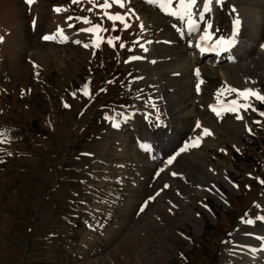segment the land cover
I'll return each mask as SVG.
<instances>
[{
  "label": "rangeland",
  "instance_id": "rangeland-1",
  "mask_svg": "<svg viewBox=\"0 0 264 264\" xmlns=\"http://www.w3.org/2000/svg\"><path fill=\"white\" fill-rule=\"evenodd\" d=\"M5 2L0 0V5ZM102 2L97 0V3ZM55 4L67 11L55 13L56 25L48 29L46 25L52 20L48 7ZM39 6H43L42 9ZM90 6L87 0H81L80 5L70 0H37L36 10L39 13L43 10L41 19L36 20L30 16L31 10L21 8L20 21H17L19 31L11 28L12 20L4 18L6 8L10 11V7L3 10L0 6V35L4 36V42L0 43V89L3 90L0 91V128L11 130L9 142L0 144V161H3L0 163V264H225L227 259L223 254L229 253V249L235 250L238 236L247 239V246L260 250V241L255 239V236H264V229L258 226L260 222L255 223L257 226L240 222L241 217L254 219L260 209L255 208L253 202L261 205L264 200V185L256 180V177L264 180V128L253 124L250 127L254 135H241L234 143L239 152L229 143V134L224 128L203 148L214 175L224 171L239 186L229 190L216 181L227 204L220 203L211 191H206L209 188L205 185H202V200L210 210L208 216L192 199L190 192L197 181L189 179L186 173L189 169L184 167L182 156L200 147L182 153L164 170L166 174L184 172L186 189L190 192L182 194L181 200L175 203L172 185L181 188L177 176L176 181L168 182L170 187L164 190V196L161 192L143 213L139 212V206L148 195L158 190L147 183L152 176L154 180L158 176L139 167L141 160L130 155L134 145L143 140L144 124L136 115V103L138 99H147V91L151 90L144 79H133L141 77L143 62H124L139 49L132 44L139 29L137 22L132 21L129 29L121 31L122 25L117 22L116 30L112 31V22L101 17L99 9L93 10L97 15L86 11ZM241 6L245 9L244 0H227L222 5L223 12L229 14L233 7ZM127 7L134 9L145 25L141 43L151 40L153 43L146 45L156 54L165 55L169 47L165 41L176 38L175 30L183 28L182 24L170 22L157 6L146 4L144 0H129ZM109 11L115 13L121 9L113 5ZM85 15L92 23L103 19V27L108 29L97 33L102 39L98 47H90L89 57L88 54L78 56L80 45L76 47L71 42L80 39L90 43L91 39L77 34L82 23L67 21L74 25L71 29L65 23L67 16ZM33 19L35 26H32ZM57 25L64 29L69 41H43L41 36L53 33ZM262 28L264 30L263 26L256 29L257 37ZM109 36H119L120 40H113V45L109 46ZM187 40L184 38L181 43L184 51ZM120 43H124L125 48H119ZM47 45L57 50L49 59ZM33 50H38L37 54L42 57L34 62L37 68L27 62L29 57L33 58ZM206 61L209 60H202ZM164 69L167 68L159 67L154 79L163 89L169 114L174 116L170 79L175 76L171 74L169 78ZM257 73L252 70L248 75L252 77ZM201 74L205 93L221 82L219 76ZM190 75L188 70L185 77ZM85 85L88 96L83 94ZM260 88L264 93V82ZM21 89L25 90L23 97ZM71 93H75V97ZM63 103L70 107H63ZM253 104L264 110L259 102L253 101ZM243 114L250 122L261 119L250 110ZM106 115L111 119L105 120ZM132 116L134 121L128 120ZM233 119L234 114L225 113L222 122ZM112 121L117 122L119 128H113ZM179 121L184 137L192 136L193 115ZM161 133V127L151 132L153 137ZM220 148L225 152H220ZM151 151L155 158L159 149L153 146ZM8 152L13 155L8 156ZM141 154L147 155L146 152ZM146 158L140 163L150 162L149 155ZM139 199L143 201L137 206ZM172 204L178 208L175 210ZM188 209L199 213L202 223L189 218ZM133 210L134 216L139 214V219L132 218ZM246 232L254 235H245Z\"/></svg>",
  "mask_w": 264,
  "mask_h": 264
},
{
  "label": "bare ground",
  "instance_id": "bare-ground-1",
  "mask_svg": "<svg viewBox=\"0 0 264 264\" xmlns=\"http://www.w3.org/2000/svg\"><path fill=\"white\" fill-rule=\"evenodd\" d=\"M4 1L6 2L4 5H0L1 8L3 7L2 9L5 10L4 7L5 8L10 7L11 9L9 11V9L6 8L7 11H6V15L4 18L7 21L12 20L11 28L17 29L16 31L20 30V26L18 25L17 21H20L18 19L20 16L21 8L22 9L27 8L28 10H31L30 16H32L33 18H36V20H39L42 17L41 15H42L43 10L41 11V13H39L38 10H36L37 0H35V2L31 6L25 5L23 0H4ZM226 1L227 0H223V3H225ZM53 6H56V4ZM153 6L155 7V5ZM174 6L175 5H173V7ZM244 6H246L245 9L241 6L240 8L236 9V13H232V14L223 12L222 6L219 8H217L216 6H213V11L210 14V18L213 20V29H219V31H217L216 34L213 36V39H216L219 36L227 37L228 35L231 34V21L234 18V16L238 15V17L241 20V26L238 31L236 42L224 51H211V50L201 51L200 48L195 46L199 33L197 32V33L189 34L187 31L185 21L180 20L178 17L168 15L165 11L161 10L157 6L158 11L161 12L162 14L164 13L163 15L166 18L168 17L170 22L172 21L176 23V25L182 24L183 28H180V29L176 28L175 31L177 33V36L176 38H173L171 40V43H168L169 47L166 49L165 55L156 54L154 52V49H152L151 46L149 45L145 46L148 48L147 52H143L139 48L138 49L139 52L137 51V53L135 54V55H140L144 57V59L139 60L143 62L140 76L143 77L145 83L150 84L149 86L151 88V90L147 91L148 98L138 99L136 103V106H137L136 115L142 118V121L144 124L142 126L144 127V130L141 132V136L143 139L142 142L148 143L151 146V149H153V146H156L159 149V152L158 153L156 152L154 154L155 158H152L151 156L153 153L152 151L146 152L147 155H149L150 162L149 161L147 162L146 160V162L141 164L140 162L141 161L143 162V158H146L147 155L141 154L142 152L144 153L145 151L139 148L137 149L139 143H141V142H137V144L134 145L135 146L133 148L134 150H131V154L130 153L129 154L134 159L141 160L139 162L140 164L139 167H145L146 171H150L151 175H155V172L158 169L164 167L163 162L164 160L167 159L168 155L171 154L175 149H177L178 146L182 145L184 141L187 139L184 137V134L182 132L183 128L179 120H184L188 116H192V115L194 117L195 122L197 120H200L202 126L209 128L212 131L213 135L211 137H205L201 143L200 149L194 150L186 155H183L182 159L184 160V167H187V169H189V170H186L184 168L186 170V173H189L187 174L189 176V179L191 181H197L195 182V184L196 183L197 184L196 186L193 187V190H191V192L189 190L188 191L193 196L192 199L194 203L197 204L201 210L206 212V215L210 213V210L203 206L204 205V201H203L204 195L202 192V188H203L202 185H205L206 187L211 189L210 190L211 193L217 198V200L220 203H223L225 199L223 198L216 181H219L218 183L220 182L223 183L224 184L223 186H226L229 190H233V188L231 184L229 183V180L230 181L232 180L224 171H221L218 174L220 177H218V175H214L213 172L208 171V169L211 168L212 165L209 162V160L206 161L208 158L205 157V155L207 156V154L205 153L204 149L207 148V145L211 141V139L213 137H216L218 133L221 132V128H224L226 132H228L229 143L234 145V143L238 141V138L241 135L244 137L245 134L248 133L244 130L243 124L248 123L249 126L252 125L251 122L247 120V117H245V115L243 114V109L240 110L241 115L244 117L242 121H236L235 119H233L231 121H227L223 123L222 118L224 117V114L222 115V118L218 121L215 115L208 110V105L216 103L215 93L217 89H220L224 83H227V85L231 87H235L237 89H243L245 87H249V88H257L261 91V88H260L261 83L264 82V50L260 48V45L264 44L263 28H262L260 37H257L258 35L256 34V29L259 26L264 27V0H244ZM42 7L39 6V8L41 9ZM52 7H48L50 10V14L52 15V20L50 24L46 25L48 29H51L52 25H54L55 22L57 21V16H55V13L51 11ZM123 11L124 10H121L120 12H123ZM194 11H199V8H197V10L194 9ZM245 16H247V18ZM14 17H17L16 20L12 19ZM196 18L198 19V17ZM89 26L90 25L82 24V27H89ZM81 34L84 35L85 38L87 37L88 39H91V33H81ZM184 38L188 39L186 41L187 46H186L185 51L184 49L182 50L183 45L181 44ZM48 42L50 43L51 41H48ZM75 46L77 47L78 45L76 44ZM77 50L79 51L77 55L78 56L81 55V57H86L87 54L89 57L92 52L91 48L84 49L81 46L80 47L78 46ZM221 52H224V53L221 54ZM31 53H32L31 56L33 58H30V57H29L30 59L28 58L27 62L29 63V65H32L34 62H39L40 58H42L39 56L41 54L39 55L37 54L38 50H33ZM56 53H57V50H55V48L52 45H49L48 50L46 52L47 58L49 59L53 57ZM204 55H208V56H204ZM207 57H211V59H208ZM153 60L155 61V63L150 62ZM202 60H209V61L202 62ZM159 67L167 68L166 70L164 69L165 70L164 73L168 74L169 78H171V74L175 76L176 80L170 79V81H171V86L173 87L172 91L174 92L171 98L173 99L172 104L174 105V108L176 109V112L174 114V116L176 115V118L173 116V114L171 113L169 114L167 106L165 104V100L163 98L164 97L163 89L156 84L157 82L154 79V77L158 75L157 70ZM195 68H199L201 73H208L212 77L218 78L219 76V79L221 82H219L217 86L209 89L206 93H205L206 86L203 83L201 85V92L199 95H197L195 91V87H194L196 80L193 75V70ZM188 70L191 72V75L189 77H185V74ZM252 70H256L258 72L256 76L251 77L248 75V73ZM174 73H179V75H174ZM201 77H202V74H201ZM251 81H255L256 83L253 84L251 83ZM149 97H151L152 103H149ZM234 98H235L234 93L231 95L225 93L224 96L221 97V99L225 103L228 100H231ZM152 104L155 105V110L153 109ZM156 110H158L159 118L162 121V124L160 127L162 128L163 133H161L159 137H156V136L153 137L151 134V132L155 128L154 122L157 116ZM145 115H148L147 120H145ZM128 120L134 121V116H132V118ZM120 122H122V120ZM198 131L199 130H197V132ZM135 132L137 131L135 130ZM134 136L137 137V135H134ZM186 158L189 160L188 162L185 161ZM211 169H213V167ZM176 172L181 173V174L184 173L182 171L180 172L176 171ZM160 174L161 175H159L156 180H154V177L152 176V179L150 180V182L149 181L147 182L148 184L150 183L151 187H155V190L157 188L160 189L162 187V184L165 182L168 183L172 180L176 181L177 177L174 178L170 176L169 174H166L165 172H162ZM225 176L228 177V180H225L224 178ZM180 180H181V188H178L176 184L172 185V187H175L173 188L174 189L173 196H175L176 198L175 203L181 200L182 194L187 195L189 193L186 189L187 184L185 183L186 181H184L185 179L180 178ZM154 181H157L158 183L159 182H162V183L158 186V183L156 185L153 184ZM212 181H214V183H212ZM197 185H200V187L198 188ZM213 185H215L214 188L212 187ZM150 191L152 192L151 189ZM161 192H162V196H164L165 195L164 190ZM177 192H179L180 195H177ZM138 201L139 203L137 206H139L140 202L143 200L140 201L139 199L137 200V202ZM131 208H133V206ZM177 208L178 206H175V210ZM134 210H133L132 218L133 217L137 218L138 217L137 215L139 214L134 216V212H135ZM128 213H131V212H128ZM186 214L189 218L194 217L199 222L202 223V220L199 217V215H197V213H195L193 210L188 209L186 211ZM256 214L264 215V200L261 203L260 210ZM139 218L140 216L138 217V219ZM126 222H129V221H126ZM258 226L264 229V223L260 222ZM195 227L197 229V225H195ZM235 242H236L235 244L236 248L235 250H233V252L235 253L234 255H229L227 251H226L227 253L223 252L225 260L227 259V263L225 264H238V262L239 263L241 262L243 264H249V263L264 264V260H262V257H264V252H261V250L256 248L257 252L255 256H253L251 253L247 251L246 248L238 247L239 245H246L247 239H243L242 237L238 236Z\"/></svg>",
  "mask_w": 264,
  "mask_h": 264
},
{
  "label": "snow or ice",
  "instance_id": "snow-or-ice-1",
  "mask_svg": "<svg viewBox=\"0 0 264 264\" xmlns=\"http://www.w3.org/2000/svg\"><path fill=\"white\" fill-rule=\"evenodd\" d=\"M25 5L31 6L35 0H23ZM72 4H81V0H70ZM146 4L149 5H155L158 6L161 10L165 11L168 15L178 17L180 20L186 22L187 31L189 34L193 33H199L198 39L196 40L195 46L200 48L201 51H224L227 48H229L231 45H233L236 42V38L238 35L239 28L241 26V20L238 17V15L234 16V18L231 21V34L227 37L219 36L216 39H213V36L216 34L219 29H213V20L210 18V14L213 11V6H216L217 8L221 7L223 5V0H175V6L173 7L174 0H144ZM87 3L91 6L86 9L88 13H91L93 15H97L93 10L99 9V15L103 18H106L108 21L112 22L111 24V30L115 31L117 22H119L120 25H122L121 31L129 29L131 27V22L135 21L137 22V27L139 29V34L136 35L135 39L132 41V44L134 46H137L143 51L147 52L148 48L145 47L146 44H151L153 41L151 40H144L143 43H141V40L143 38V33L145 31V25L143 22L140 21V17L135 12L134 9L131 7H127L129 0H103L102 3H97V0H87ZM113 5L117 6L119 9L124 10L123 12L117 11L115 13H112L109 11L113 7ZM199 8V11H194V9ZM81 10H84L81 5ZM51 11L53 13L59 14L62 11H67V9L63 8L62 6H53ZM232 13H236V9L233 7L230 10ZM198 17V19L196 18ZM75 20L77 22H81L84 25H90L89 27H81L77 29V34L79 33H91V41L83 42L80 39L72 40L71 42L77 45H80L84 49L96 48L99 46V43L102 39V37L97 36V33H100L102 31H108V29L103 27L104 20L100 19L99 23H92L89 16H67L65 18V23L67 24V27L69 29L73 28L74 25L71 23H67V21ZM203 22V24H201ZM33 26H35V19L32 21ZM41 39L43 41H53L57 43H67L69 41V37L65 35L64 29L61 28L60 25H57L55 28V31L51 34H45L41 36ZM113 40H120L119 36H109L107 38V43L109 46L113 45ZM4 42V36L0 35V43ZM165 43H171V41H165ZM119 48L123 49L125 48L124 43L119 44ZM260 48L264 50V44L260 45ZM128 51L131 52L132 48H128ZM144 57L140 55H131L128 60H125V63H128L129 61H138L142 60ZM151 63H155V61H150ZM33 68H37L38 65L33 63ZM38 75V73H36ZM174 75H179V73H174ZM193 75L195 77L196 83H195V91L197 95L201 92V85L204 83V80L201 78V72L199 68H195L193 70ZM134 80H141L143 77H134ZM251 83L255 84V81H251ZM0 91H3L0 89ZM31 91L30 89L28 90ZM25 93L24 89H21L20 95L23 97ZM227 93L229 95L235 94V98L228 100L226 103L221 99L224 94ZM83 94L85 96H88V90L87 85L84 86ZM73 97H75V93H71ZM216 103L215 104H209L208 110L212 112L216 119L219 121L222 118V115L225 113H231L234 114L236 121H242L244 117L241 115L240 110L243 109L244 112H248L249 110L251 113H255L256 116L260 117L261 119H253L251 121V124L259 126L261 128H264V110L258 109L254 104L253 101L259 102V104L264 105V93H261V91L257 88H249L245 87L243 89H237L235 87H231L227 85V83H224L220 89H217L215 93ZM149 103H152L151 97H149ZM27 107V105H25ZM63 107L68 108L70 107L69 104L63 103ZM153 109L155 110V105L152 104ZM157 111V116L155 119V127H160L162 124V121L159 118V113ZM150 115V114H149ZM105 120H110L111 118L107 115L104 117ZM148 119V115H145V120ZM112 127L113 128H119V124L115 121H112ZM243 128L246 132H248L249 135H254V130L249 126L248 123L243 124ZM197 130H199L197 132ZM11 130L9 129H2L0 128V144H5L9 142V136L8 132ZM192 132L194 135L189 136L182 145L178 146L177 149H175L171 154L168 155L167 159L164 160L163 164L164 167L158 169L155 172L156 176H159L160 173L164 172L165 168H168L169 165H172L173 162L176 160L178 156H180L182 153H186L192 149H198L201 146V143L205 137H211L213 135L212 131L202 126L201 121L197 120L195 122V125L192 129ZM139 148L145 152L151 151V146L148 143L141 142L139 143ZM233 148L237 152H239V148H236L235 145H233ZM220 152H225V149L220 148ZM8 156L13 155L12 152L7 153ZM90 155V154H88ZM3 161H0L2 163ZM209 172H213V169L209 168ZM172 177L179 176L181 179H183V174L175 172V171H169L168 173ZM249 176L251 174L249 173ZM225 180H228V177H224ZM256 180L259 184L264 185V180H261L259 177H256ZM229 183L231 184L232 188H238L239 186L235 184L234 182L229 180ZM170 187L169 183L165 182L162 185L161 189H158L154 192L153 195H149L146 200L143 201V203L139 206V212L143 213L145 211V208L149 206V203L151 201H154L156 197L160 196L161 191L166 190ZM199 188L200 185H197ZM213 188L215 185L212 186ZM245 188H249V185H245ZM211 189H206V191H210ZM177 195H180L179 192H177ZM171 204V201H169ZM225 204L228 202L225 200ZM253 205L255 208L260 209L261 205L257 204L256 202H253ZM205 208H207V205H203ZM175 207V204H172V208ZM171 211V209H169ZM199 215V213H197ZM248 214L245 213V216ZM259 221L261 223H264V215L256 214L254 219L248 218L244 219V217L240 218V222L242 224L248 225V226H254L255 223ZM231 235V233H229ZM245 235L252 236L254 235L252 232H246ZM255 239L260 241V250L264 251V236H255ZM238 247L246 248L249 253H251L253 256H255L257 249L249 247L247 245H239ZM232 249H229V255H234Z\"/></svg>",
  "mask_w": 264,
  "mask_h": 264
}]
</instances>
